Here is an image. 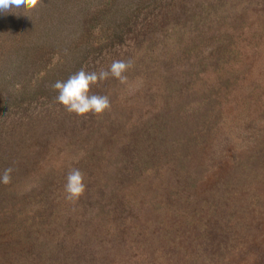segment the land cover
<instances>
[{
    "label": "rangeland",
    "instance_id": "obj_1",
    "mask_svg": "<svg viewBox=\"0 0 264 264\" xmlns=\"http://www.w3.org/2000/svg\"><path fill=\"white\" fill-rule=\"evenodd\" d=\"M86 2L87 27L52 42L37 73L7 71L15 45L0 62V176L13 170L0 182V221L124 264H264V0ZM114 60L133 61L127 81L91 87L110 109L77 115L57 102L56 81ZM150 130L165 133L152 141L157 157H131ZM71 168L86 184L75 203ZM242 195L244 238L230 226ZM187 197L213 203L223 228L191 220ZM61 257L54 264H73Z\"/></svg>",
    "mask_w": 264,
    "mask_h": 264
},
{
    "label": "trees",
    "instance_id": "obj_2",
    "mask_svg": "<svg viewBox=\"0 0 264 264\" xmlns=\"http://www.w3.org/2000/svg\"><path fill=\"white\" fill-rule=\"evenodd\" d=\"M88 3L86 0H43L42 4L35 10L27 12L24 15L0 13V62L3 60L5 50L6 55L8 50L11 49L9 46L15 45L18 51L16 52L17 54L13 53L14 60L6 62L7 71L13 68H22L23 71L30 72V69H33L32 71L37 73V70L46 66V61L44 65L43 63L46 59L47 49L52 46V42L56 41L55 45L61 43V36L63 34L66 35V33L73 32V35L77 36L80 29L84 30L87 27V20L84 17L90 15L89 8L91 7L88 6ZM111 9L112 7L109 8L110 13ZM13 11L17 10L13 9ZM107 13L106 11L102 15L105 16ZM23 52L28 54L27 59H20ZM79 58L83 59L82 54L79 55ZM37 89H39V86ZM161 132L152 133L151 131L148 138L149 141L145 140L143 144L137 146V153L131 157L139 158V156H142L144 160H154L157 157L159 149L157 150L156 147L158 144H154L152 141L159 135L165 137V133L160 134ZM129 159L132 160V158ZM181 177L187 182L190 174L186 176L183 173ZM243 198L244 195H242L241 199L237 200L238 205L236 202L232 206L236 217L233 220V224H230L235 229L233 230L235 237L240 236L241 238L247 237L249 232L246 230L249 226V221L245 217V214L249 211L245 203L241 201ZM233 201H236V199H233ZM184 202H186L185 207L187 211H191V209H196L197 211V213L189 216L191 220L196 222L199 219V222L202 224L204 222H211L213 227H216V232L218 231L217 226H220V229L223 228L221 218L217 214L218 210L214 209L213 203L209 204L210 208H205L209 201L201 204L199 200L194 201L187 197ZM225 204L227 206V203ZM205 210H207L206 216H202L201 213ZM230 211L229 213L232 214L233 211ZM13 220L16 222L15 219ZM14 222L0 221V226L10 227V233L4 231V233L0 234V264H54L58 263L56 257L59 255H62L61 262L63 263L124 264L116 260L113 262L109 257V253L105 252V250H95L94 248L82 249L76 245H71L70 242H66L63 238L59 240H57V237L50 239L48 234L43 233L42 229L40 231L38 229L35 230L31 226H22V229H18L20 226H16ZM203 229L209 233L208 227ZM56 230L59 232L61 229ZM223 235L228 236L224 233ZM95 254H102L101 257L108 259L110 262L98 260Z\"/></svg>",
    "mask_w": 264,
    "mask_h": 264
},
{
    "label": "clouds",
    "instance_id": "obj_3",
    "mask_svg": "<svg viewBox=\"0 0 264 264\" xmlns=\"http://www.w3.org/2000/svg\"><path fill=\"white\" fill-rule=\"evenodd\" d=\"M43 0H0V13H15L24 15L27 12L35 10ZM13 9L17 11H13ZM60 59L57 54L54 57L55 63ZM133 67V61L114 60L108 70L101 69L97 71H86L81 68L76 73L70 75L67 80L56 81L52 87L58 91L56 100L62 104L69 113L77 115H86L93 113L103 114L110 109L111 102L107 95L91 94V87L100 81L106 80L109 76L114 77L125 83L127 76L125 73ZM12 168H6L3 175L0 176V182L8 184L11 182ZM66 193L65 199L75 203L86 191L84 183V173L78 168H71L66 177L64 187Z\"/></svg>",
    "mask_w": 264,
    "mask_h": 264
}]
</instances>
